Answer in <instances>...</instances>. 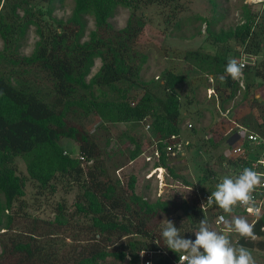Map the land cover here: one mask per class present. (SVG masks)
I'll list each match as a JSON object with an SVG mask.
<instances>
[{"label":"trees","instance_id":"trees-1","mask_svg":"<svg viewBox=\"0 0 264 264\" xmlns=\"http://www.w3.org/2000/svg\"><path fill=\"white\" fill-rule=\"evenodd\" d=\"M62 1L0 0V264L9 258L12 264H141V253L151 250L160 251L151 264H176L179 256L163 245L162 227L151 223L166 213L168 202L160 198L148 202L136 193L132 175L124 187L119 176L113 178L97 135L103 133L108 145L107 124L147 121L152 135L148 147L142 149L133 136L122 134L133 147L126 151L128 161L155 149L159 156L152 167L191 185L169 166L175 157L166 150L175 143L171 136L177 137L176 142L181 137L183 105L176 88L184 79L174 69L161 74V84L142 81L147 56L135 45L144 26L140 9L153 4L166 8L172 3L175 8L179 0H72L64 20L53 16L55 3ZM119 7L130 14L125 25L115 29L109 19ZM87 18L93 20L94 29L86 35ZM257 20L258 14L243 5L238 24L209 34L215 42H239L246 56L257 55L264 43V18L259 24ZM30 29L36 37L33 49L20 55L19 47ZM170 56L188 63L201 78L224 75L228 62L225 52L173 50ZM97 59L100 66L90 75ZM261 65L262 70L253 74L264 80ZM219 83L224 87L214 95L222 105L233 95L228 88L238 84L230 77ZM138 87L143 92L133 100L129 96ZM75 110L81 118H98L89 133L67 122L68 113ZM189 130L195 132L192 125ZM61 139L77 144L76 157L61 146ZM17 158L25 166L22 176L14 166ZM219 158L221 164L224 157ZM227 158L225 166L236 165L237 160ZM122 166L123 162L113 164L116 171ZM27 181L41 195L75 190L72 208L61 199L54 204L52 217L31 216L22 201ZM183 207L185 219L177 216L172 223L185 239L195 240L191 231L203 217L212 216L190 204ZM18 216L29 220L27 231L16 226ZM253 225L256 239L240 237L238 245L264 250V211ZM158 239L160 244L152 248L148 242Z\"/></svg>","mask_w":264,"mask_h":264},{"label":"rangeland","instance_id":"rangeland-1","mask_svg":"<svg viewBox=\"0 0 264 264\" xmlns=\"http://www.w3.org/2000/svg\"><path fill=\"white\" fill-rule=\"evenodd\" d=\"M245 1L247 0H179L178 6L175 8L176 4L174 3L166 8L153 4L142 7L139 11L144 20V26L135 41V45L147 56L146 63L141 71V80L152 84H161V74L166 70L174 69L184 79L183 82L177 85L176 92L180 96L183 105L182 122L180 124L182 130L181 140L183 143L188 144L185 146L182 155L169 160V166L191 185H185L181 179H174L166 170L164 173L157 171L149 179L145 178L146 174L151 172L152 166L145 162L143 154L133 161H128L126 151L131 150L133 147L122 134L127 133L133 136L140 146H143L142 149L148 147L152 135L149 129L145 128L147 121L137 124H107L105 127L106 137L109 139L108 145H104L105 135L103 133L100 132L101 134L96 137L98 145L103 150L102 155L106 158L105 164L113 178L119 176L124 187L128 177L132 175L136 179V193L142 195L148 202H154L157 198L168 202L166 213L151 221L152 224L158 225V228L162 227L164 220L172 222L177 216L185 219L184 203L196 207L195 204L198 201L194 188L198 187L200 191L210 190L224 175L229 173L232 176L234 175L231 171L232 166H225L226 162L224 160L228 159L227 149L236 143L234 134L240 133V128L264 136V80L261 77H255L253 74L256 70H262L264 43L259 54L246 56L241 53L242 46L239 42L232 39L225 42H215L209 34L210 32L218 33L220 30H226L238 24L242 17L243 5H249L250 12L258 14L257 22L259 24L261 19L264 18V7L244 4ZM72 6V0L55 3L53 16L57 19H66ZM139 12H137V15H139ZM129 14L128 9L119 7L109 19V23L115 29L122 28ZM207 22H210V24ZM85 26V34L87 35L90 30L94 29L93 20L87 18ZM207 27L209 31H207ZM35 40L33 29H30L19 47V54H30ZM1 47L0 40V49ZM173 50H199L211 55L217 52H225L228 59H243L245 63L243 76L238 81H234L238 84L237 87L234 89L228 88L227 91H233L232 97L227 98L222 105L219 102L217 106L210 103L208 97L217 95L215 91L221 89L219 76L210 75L201 78L188 63L171 57ZM165 51H168V56ZM99 66L100 62L97 59L94 61L90 75L94 74ZM246 82L249 84L247 89H245ZM142 92V88L138 87L131 92L129 97L136 100ZM188 100H191L190 105H186ZM75 111L68 113L67 122L79 125L89 133L98 118L95 115H90L84 119L80 117L79 111ZM187 125H192L195 132H191L190 127H187ZM232 138H234L233 142ZM59 143L68 153L76 157V143L73 141L68 142L70 146L65 145L66 142ZM146 153L148 154V152ZM220 155L224 157L221 164L219 163ZM118 162H123V166L116 171L113 164ZM14 166L17 174L21 176L25 174L24 163L19 158L15 159ZM159 175L160 179L157 178ZM75 192V190H72L64 194L58 189L54 196H48V192L41 195L37 194L38 192L32 182L27 181L22 201L27 206V213H30L31 216L50 218L52 217L54 204L61 199L68 208H72L71 204ZM177 222L180 224L179 218ZM208 222L213 231L227 235L233 245H238L240 236L237 233L227 234L221 232L212 225V218H209ZM15 223L23 231L28 230L29 220H25L22 216H18V221ZM191 236H194L192 232ZM148 243L152 248L158 246L156 241H149ZM58 246L60 247L61 244H58ZM66 250L69 249L66 248ZM249 250L256 264H264V250L256 248ZM12 262L13 260L9 258L2 260L1 264H12Z\"/></svg>","mask_w":264,"mask_h":264},{"label":"clouds","instance_id":"clouds-1","mask_svg":"<svg viewBox=\"0 0 264 264\" xmlns=\"http://www.w3.org/2000/svg\"><path fill=\"white\" fill-rule=\"evenodd\" d=\"M243 67L236 59L229 58L224 68L225 74L219 79L223 81L226 77H230L234 81L238 80L243 74ZM262 177L264 173L250 167L243 168L235 177L230 173L224 175L206 202L202 203L201 208L216 205L223 210V213L231 214L234 206L239 204L245 206L249 212L255 211L253 192L257 186L264 183ZM189 219L181 223L184 224ZM217 221L224 224L228 232H235L240 237L256 239L254 225L245 217L233 216L229 221L225 215H219ZM261 231H264V228ZM191 232L195 235V240L185 239L181 229L174 223L163 221L160 231L163 245L179 256L180 264H256L249 249L243 245H233L227 235L213 231L206 217H203ZM160 242V239L156 240L157 245Z\"/></svg>","mask_w":264,"mask_h":264},{"label":"built area","instance_id":"built-area-1","mask_svg":"<svg viewBox=\"0 0 264 264\" xmlns=\"http://www.w3.org/2000/svg\"><path fill=\"white\" fill-rule=\"evenodd\" d=\"M260 3L264 4V0H256V1L247 0L245 1L244 4H260ZM237 62L245 67V63L243 62V59L241 60L239 59L237 60ZM240 78H242V76ZM187 127H190V125H187ZM145 128L148 129V126H145ZM240 129H241L240 133L234 134L236 143L231 145L230 148L227 149V156L230 159L233 158L237 160V162L235 163L236 165L231 168L232 169L231 171L234 173L233 177L238 175L245 167H250L257 172L264 173V136H261L254 132H249L247 131V129L244 128H240ZM171 140L175 141V143L171 146L168 145L166 147V150L171 152L172 157H177L179 155H182V152L188 143H183L181 137H179L178 142H176L177 137L175 136H171ZM144 156H145L144 158L145 162L151 164L152 166L153 162L157 161L159 154L154 149L151 154L149 153V155H144ZM150 170L152 173L149 172L146 174L145 178L147 179H149L152 175L156 174L157 171L158 172L162 171L163 173L165 172V169L161 167L158 168L151 167ZM158 174H162V173H158ZM157 178L160 179V175ZM262 180H264V177H262ZM219 181L220 180H218V182ZM216 184H214L212 189L206 191H200L199 188L196 187L194 191L198 202H196L195 205L202 212H207L209 215L212 216L211 217L212 225L221 232L227 234L233 233V232H228L225 225L217 221V217L219 215H225L226 219L229 221L233 218V216L245 217L249 221V223L253 224L263 213L264 183H262L260 186H257L253 192V197L255 200V209H256L255 211L249 212L245 206L239 204L234 206L233 213L231 214L223 213V210L219 209L218 206L216 205L205 206L202 209L201 208L202 203L206 202L208 196H210L211 192L215 190ZM155 252L158 253L160 251L157 250ZM155 252L152 250L143 251L141 253L142 255V259L140 261L141 264H151ZM176 264H180L179 259L176 262Z\"/></svg>","mask_w":264,"mask_h":264},{"label":"crops","instance_id":"crops-1","mask_svg":"<svg viewBox=\"0 0 264 264\" xmlns=\"http://www.w3.org/2000/svg\"><path fill=\"white\" fill-rule=\"evenodd\" d=\"M215 97V96H214ZM209 98V100H210V103H212L214 106H217L218 105V101H219V103H220V100L217 98V97H215L214 98V100L213 99H211V96H209L208 97ZM211 104V105H212ZM212 105V106H213ZM182 131V130H181ZM234 138H235V136H234ZM234 138H232V142H233V140H234ZM231 140V139H230ZM60 142L63 144V142H66L65 143V145L67 144L68 146H70L69 144H68V142H72L71 140H68V139H61L60 140ZM72 148V147H71ZM75 148H77V147H75ZM77 152V151H76Z\"/></svg>","mask_w":264,"mask_h":264},{"label":"bare ground","instance_id":"bare-ground-1","mask_svg":"<svg viewBox=\"0 0 264 264\" xmlns=\"http://www.w3.org/2000/svg\"><path fill=\"white\" fill-rule=\"evenodd\" d=\"M250 1H256V0H250ZM243 76V75H242Z\"/></svg>","mask_w":264,"mask_h":264}]
</instances>
